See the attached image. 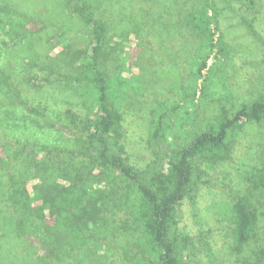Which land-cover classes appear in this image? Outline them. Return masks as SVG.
Listing matches in <instances>:
<instances>
[{"label": "rangeland", "instance_id": "rangeland-1", "mask_svg": "<svg viewBox=\"0 0 264 264\" xmlns=\"http://www.w3.org/2000/svg\"><path fill=\"white\" fill-rule=\"evenodd\" d=\"M206 1L214 46L196 77L200 39L188 13ZM81 7L106 27L105 76L121 115L111 140L135 169L165 159L152 140L160 115L161 143L180 148L223 114L231 116L264 96V0H0V175L5 183L15 179L5 186L18 199L14 213L16 206L3 204L11 198L0 187V264L153 261L138 241L132 183L86 150L97 106L75 71L78 51L90 50L94 37ZM32 19L41 24L39 30L31 28ZM13 121L27 128L8 127ZM229 142L222 161L211 152L193 159L194 177L173 227L182 264H253L264 248V188L252 182L264 166V120L236 125ZM45 151L53 156L35 168L33 157ZM34 185L84 190L75 194L96 202L101 220L86 227L79 243L57 239L31 209L25 189L30 194ZM92 191L96 197H90ZM242 195L259 219L249 240L236 248L234 204ZM24 225L39 230V238ZM42 245L48 249L42 251Z\"/></svg>", "mask_w": 264, "mask_h": 264}, {"label": "trees", "instance_id": "trees-1", "mask_svg": "<svg viewBox=\"0 0 264 264\" xmlns=\"http://www.w3.org/2000/svg\"><path fill=\"white\" fill-rule=\"evenodd\" d=\"M208 7L210 4L206 1L202 8H193L188 13V20L192 23L196 36L200 39L196 46V57L202 61L200 64H196L197 66L193 63L196 67V77L206 67L207 51L214 46L213 33L208 27L209 21L204 14H207ZM81 9L84 18L93 23L92 29L95 37L92 39L90 50L78 51L81 57L76 60L75 64L78 78L85 81L83 86L90 94L89 98L94 99L97 106L90 121L91 128L86 133L88 140L86 150L100 160L103 165L111 167L121 178L132 183L130 191L132 210L141 225L138 241L153 255L152 264H182V244L176 241L173 227L177 208L194 177L193 159L206 152H211L219 158V161L224 160L229 153L231 130L243 121L261 122L264 120V96L249 105H241L231 116L223 114L217 124L198 133L188 144L180 148L170 149L161 143L164 114L160 115L153 127L152 140L159 146L165 159H161V163L152 168L143 171L135 169L126 161L122 152L115 148L111 140V133L118 126L121 115L114 107L105 76L102 51L106 27L102 23L92 21L86 8L81 7ZM30 26L33 30H39L41 24L32 19ZM64 43L67 45L72 41ZM7 126L14 130L27 128L26 125L15 121L8 122ZM48 156L52 157L53 154H50V151H45L43 156L40 153L34 156L35 168L45 167ZM13 157L14 155L8 156L7 163L11 164ZM37 157H40V160ZM20 168L25 170L23 167ZM16 175L12 176L15 178ZM22 175L23 179L27 180L26 175H30V171L26 169ZM255 178L252 181L254 185L264 188V166L258 169ZM14 183L15 179L12 178L5 183L0 175V187H3L7 196L11 198V200L5 198L3 204L16 206L14 212L16 213L18 199L12 195L11 187L5 186H13ZM33 187L30 194V190L25 189L31 209L38 218L42 219L45 231H51L57 239L79 243L83 234L87 232L86 227L94 226L96 221L101 220L97 217L99 208L96 202H90L88 197L84 202L77 197V195L84 194V190L59 187L47 191L37 185ZM88 194L90 197L97 196L96 191ZM234 206L233 234L237 243L236 248H240L249 240L259 218L257 209L247 195L240 196ZM4 208L9 209V206ZM24 227L32 237L39 238L41 232L35 227H26L25 225ZM39 248L42 251L48 249L44 245ZM257 256L258 258L253 264H264V248L257 253Z\"/></svg>", "mask_w": 264, "mask_h": 264}]
</instances>
